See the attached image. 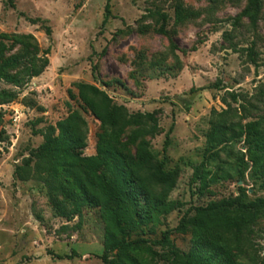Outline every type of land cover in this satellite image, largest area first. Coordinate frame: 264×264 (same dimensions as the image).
<instances>
[{
  "label": "rangeland",
  "instance_id": "374dc122",
  "mask_svg": "<svg viewBox=\"0 0 264 264\" xmlns=\"http://www.w3.org/2000/svg\"><path fill=\"white\" fill-rule=\"evenodd\" d=\"M247 3L0 0V33L31 34L40 49L37 56L49 61L23 86L0 81V90L16 93L0 104V264H104L106 226L98 207H84L81 216L58 215L42 180L14 176L15 167L43 142L39 131L73 109L87 121L83 154H95L100 121L78 98L79 82L97 86L130 112H153L158 118L157 131L144 138L173 173V186L158 190L175 206L132 230L128 239L160 237L178 225L190 206L238 194L248 200L264 195V170L250 162L244 139L213 148L207 137L217 122L245 123L264 115V0L255 27L241 14ZM178 6L187 16L176 18ZM160 13L167 15L163 32ZM250 46L255 62L248 56ZM19 49L9 47L0 62ZM134 150L128 144V151ZM241 153L248 164L243 180L236 169ZM204 159L201 170L207 171L209 183L201 192L192 176ZM192 215L185 233L173 231L166 245H151L135 257L142 264H181L192 247ZM250 229L248 253L264 262V212ZM64 254L72 257L57 256Z\"/></svg>",
  "mask_w": 264,
  "mask_h": 264
},
{
  "label": "trees",
  "instance_id": "16d2710c",
  "mask_svg": "<svg viewBox=\"0 0 264 264\" xmlns=\"http://www.w3.org/2000/svg\"><path fill=\"white\" fill-rule=\"evenodd\" d=\"M260 8L261 0H248L241 13L253 27L259 19ZM105 9L103 23L108 17L109 3ZM185 14L182 8H176V18ZM166 18L165 13H160L161 32ZM5 40L10 41L9 46ZM14 45L20 49L1 60L0 81L23 86L41 74L49 61L46 56H37L40 49L31 34L0 33V56ZM247 50L250 60L255 62L253 47ZM49 52V47L43 51L44 55ZM76 88L84 108L100 121L95 154H83L87 146V121L78 109H73L64 119L39 131L43 142L15 167L14 176L23 181L34 177L42 180L58 215L81 216L84 207H98L106 226L101 255L104 264H142L135 254L149 250L151 245H166L173 231L185 233L191 213L192 247L183 255L181 264H264L248 253L252 248L250 224L264 212V195L248 200L238 194L206 205L190 206L178 225L162 231L160 237L128 239L132 230L157 221L175 206L158 190L161 186H173V173L164 169L163 162L144 138L157 131L158 118L153 112H130L93 84L79 82ZM15 97L14 91L0 90V104ZM129 128L132 130L122 140ZM171 129L165 134L164 148L169 143ZM207 137L213 148L244 139L250 162L264 170V115L245 123L217 122ZM128 144L135 145L133 153L128 151ZM244 157L241 153L236 163L241 180L248 167ZM204 163L205 159L194 168L192 176L193 181L198 180L201 192L209 183L207 171L201 170ZM57 256L72 257L70 254Z\"/></svg>",
  "mask_w": 264,
  "mask_h": 264
}]
</instances>
